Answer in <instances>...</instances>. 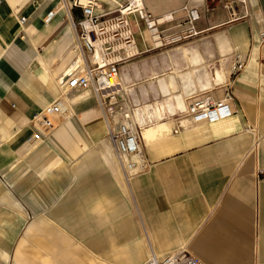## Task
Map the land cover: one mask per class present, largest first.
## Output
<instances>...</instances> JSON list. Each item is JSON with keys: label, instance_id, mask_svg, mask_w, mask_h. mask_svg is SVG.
Segmentation results:
<instances>
[{"label": "crops", "instance_id": "obj_1", "mask_svg": "<svg viewBox=\"0 0 264 264\" xmlns=\"http://www.w3.org/2000/svg\"><path fill=\"white\" fill-rule=\"evenodd\" d=\"M59 1L0 0V208L12 213L0 225L9 226L3 239L17 242L13 257L27 241L31 255L36 249L57 264H142L152 253L182 250L202 264H264V18L220 37L223 51L235 52L231 65L235 55L244 61L237 73L196 68L182 76L187 92L232 94L230 116L195 121L188 112L192 97L185 103L180 94L177 104L136 110L150 168L127 180L91 90L63 89L64 120L54 121L45 138L29 140L33 117L59 98L58 77L76 57L75 33ZM142 1L153 14L175 18L205 3ZM73 13L79 17L80 8ZM21 17L27 18L22 25ZM192 29L186 34L197 33ZM139 43L143 52L153 49ZM203 43L212 65L214 44ZM131 62L119 74L126 107ZM178 87L171 75L143 91L168 94Z\"/></svg>", "mask_w": 264, "mask_h": 264}, {"label": "built area", "instance_id": "obj_2", "mask_svg": "<svg viewBox=\"0 0 264 264\" xmlns=\"http://www.w3.org/2000/svg\"><path fill=\"white\" fill-rule=\"evenodd\" d=\"M59 2L73 27L84 62V66L76 63L75 66L67 68L58 77L59 84L69 93L76 90L92 91L105 123L107 136L116 148L124 176L130 180L146 172L150 168V162L144 150L141 129L131 123L128 112L132 113V110L130 106H125L123 96L115 89V80L123 65L143 53L138 38L145 39V31H148L152 38L151 48L170 43L166 41L174 35L165 34L164 26L168 24L167 21L162 15H155L147 10L142 0H127L125 5L109 10H105L102 0ZM76 7L81 10L79 17H75L73 13ZM193 11H190V15ZM57 12L53 10L48 14L45 25L48 26ZM26 20V17H21L19 21L22 25ZM260 39L264 42V30ZM243 65L244 61L239 55H235L232 72L237 73ZM232 99V94L229 93L222 99H215L211 94L205 93L193 98L188 112L195 121L228 117L233 113L230 106ZM61 112L60 97L46 105L32 119L34 131L29 140L45 138L54 128L53 117ZM142 264H202V262L182 250L164 256L152 253Z\"/></svg>", "mask_w": 264, "mask_h": 264}, {"label": "rangeland", "instance_id": "obj_3", "mask_svg": "<svg viewBox=\"0 0 264 264\" xmlns=\"http://www.w3.org/2000/svg\"><path fill=\"white\" fill-rule=\"evenodd\" d=\"M103 6L105 10L109 6H114L113 8L120 7L119 4L125 5L127 0H118L115 2L114 0H102ZM229 9L231 10L234 20L232 22H228L227 17L229 15ZM192 10H197L199 13V18L192 20L189 16V20L184 21L183 15L181 17H176L173 21L166 24L164 26L165 34L177 33L181 31V33L174 34L173 37L168 38L166 42H169L167 45L153 48L150 51L143 52L138 58L131 62V70H130V79L128 85L133 89L132 93L126 95L128 104L134 113L137 109L144 108L147 104L154 105V107L158 105L167 104L168 101H171L173 104L176 103V99L174 95L180 94L185 103L187 102V98L192 97L196 98L204 95L207 91H201L199 89L187 92L184 86V81L182 76L186 72L193 73L196 68H206L210 71V73L214 76L217 70H225L227 73L231 71V59L235 52L232 54H228L225 50L223 51V47L220 43L221 36H230L233 30L231 26L234 25H243L248 22L254 27L255 23L264 18V1L262 0H205V3L197 8H193ZM191 9H186L183 11L186 15ZM182 22L179 23L178 22ZM193 21V22H192ZM211 28L208 32H199V30L204 28ZM193 28L197 30V33L194 35H189L187 33V29ZM251 30V29H250ZM144 37L138 38V43L141 41V44L145 42L148 44V47L151 48L153 41L148 33V31L144 32ZM250 37H253V33L250 32ZM173 38V39H172ZM145 40V41H144ZM206 40L212 41L214 44L212 51L213 56V64L209 65L205 59L206 49L201 47L204 45L203 42ZM261 40V39H260ZM253 41V40H252ZM165 42V41H164ZM264 43V42H262ZM151 44V45H150ZM182 45V49L177 50V46ZM197 46L192 47V46ZM140 46V43H139ZM146 47L143 48V50ZM225 48V47H224ZM235 49V48H234ZM142 50V49H141ZM198 52V55L196 54ZM228 54V55H227ZM231 58L229 59V57ZM145 58V59H144ZM144 61H146L144 63ZM124 67L122 68V70ZM121 70V72H122ZM226 73V74H227ZM174 75L178 80L179 87L168 94L162 92L158 88L152 89L148 94L143 91L149 88V85H156L161 79L169 80V77ZM196 80V79H195ZM224 80V79H223ZM60 86V85H59ZM151 87V86H150ZM61 91L56 93L57 97H60V94L63 93L62 98L65 101L67 94H64L63 88L60 87ZM170 97V98H169ZM139 117L136 116V120L138 121ZM64 120L63 116L55 115L53 117V121L56 124L60 125V123ZM137 127L141 129V123L138 122L135 124ZM41 142L35 144L39 145ZM88 145H86L87 147ZM74 147L75 150L78 147L83 148L81 145L71 146ZM81 151V150H80ZM76 152V151H75ZM115 152V161H117V165L120 171H122L120 163H118V156ZM123 173V171H122ZM124 174V173H123ZM125 177V176H124ZM10 209L0 208V217H10L11 216ZM49 220V219H48ZM52 223V222H51ZM43 226L51 227L53 224H45ZM8 225H0V264H14V261L17 264H44V260H47V263L57 264L58 258L53 257H42L39 252L34 249L33 255L30 254V242H22V250L20 254L16 257H13L15 252L16 241L13 240H4L3 237L7 236ZM37 234H45L41 231H36ZM36 243V242H35ZM39 244L48 243L51 244V241H42L37 242ZM40 248V247H38ZM39 251V250H38ZM7 259H9L7 261ZM16 264V263H15Z\"/></svg>", "mask_w": 264, "mask_h": 264}, {"label": "bare ground", "instance_id": "obj_4", "mask_svg": "<svg viewBox=\"0 0 264 264\" xmlns=\"http://www.w3.org/2000/svg\"><path fill=\"white\" fill-rule=\"evenodd\" d=\"M199 2L201 1V0H198ZM193 8H196V7H193ZM197 12L198 11H196V10H194L192 13H191V15H190V17H191V19L192 20H194V19H197ZM163 17H164V19L167 21V23H170L171 21H173L174 19H175V17L172 15V14H167V15H163ZM185 19H184V21L185 20H189V16H183ZM179 20L180 19H178V22H179ZM181 22H182V20H181ZM181 22H179V23H181ZM193 22V21H192ZM146 32V31H145ZM75 33V32H74ZM73 51L75 52V54H76V57H75V59H74V61H73V63L71 64V66L73 67V66H75V64L76 63H78L79 65H81V66H84V62H83V55H82V52H81V50L79 49V47H78V44H77V41H76V36H75V45H74V48H73ZM70 66V67H71ZM120 74V73H119ZM61 86V85H60ZM120 86H121V82H120V80H119V75H118V77L116 78V80H115V89H117L118 91H119V88H120ZM65 91H67L66 89H64ZM136 112V111H135ZM135 112L133 113H130V112H128V114H129V117H130V119H131V123L133 124V125H135L136 123H138V121L136 120V117H135ZM110 140V139H109ZM111 141V140H110ZM111 143H112V141H111ZM113 144V143H112ZM113 146H114V144H113ZM114 148H115V146H114ZM119 161V160H118ZM120 163V162H119Z\"/></svg>", "mask_w": 264, "mask_h": 264}]
</instances>
